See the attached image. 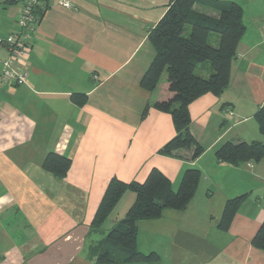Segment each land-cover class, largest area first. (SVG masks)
I'll return each instance as SVG.
<instances>
[{
	"label": "crops",
	"instance_id": "obj_1",
	"mask_svg": "<svg viewBox=\"0 0 264 264\" xmlns=\"http://www.w3.org/2000/svg\"><path fill=\"white\" fill-rule=\"evenodd\" d=\"M218 1L241 6L244 33L226 90L188 107L203 148L190 161V152L159 153L175 135L170 114L154 107L169 98L166 82L152 92L140 86L155 57L148 34L170 0H38L41 16L20 66L27 82L0 87V264H97L99 243L135 201L124 193L92 229L109 180L142 183L154 168L174 191L186 169L200 180L183 210L137 223L139 252L155 253L156 264H264L251 245L264 221V160L229 165L215 157L224 143L263 141L254 116L264 108V0ZM21 7L0 0V38L16 29ZM7 57L0 46V69ZM49 154L69 160L64 176L44 169ZM239 196L221 229L226 202Z\"/></svg>",
	"mask_w": 264,
	"mask_h": 264
},
{
	"label": "trees",
	"instance_id": "obj_2",
	"mask_svg": "<svg viewBox=\"0 0 264 264\" xmlns=\"http://www.w3.org/2000/svg\"><path fill=\"white\" fill-rule=\"evenodd\" d=\"M200 7L211 9L216 16L201 12ZM37 14L40 17L41 13L36 12L38 20ZM243 33L242 8L235 2L170 0L164 15L148 34L155 57L140 82L144 90L152 92L166 73L169 98L157 102L154 107L170 114L175 135L159 150L160 155L178 156L179 152H190L189 159L194 161L202 154L203 148L190 133L188 107L205 94L219 97L226 90L230 66ZM204 63L209 64L207 78L195 74L196 68ZM72 100L82 105L85 98L74 95ZM254 118L263 141L224 143L215 152L220 163L240 165L264 160V108L259 109ZM69 166V160L56 154H49L43 164L46 171L59 177L66 174ZM199 180L200 172L195 168L183 172L177 191L155 168L142 183L110 179L91 222L92 229L101 228L124 193L132 192L135 201L124 218L99 243L96 263L156 264L159 258L155 253L143 254L136 247L137 223L157 219L166 209L183 210L193 197ZM244 199L245 196H239L226 202L221 229L227 228ZM251 245L264 253V221Z\"/></svg>",
	"mask_w": 264,
	"mask_h": 264
},
{
	"label": "built area",
	"instance_id": "obj_3",
	"mask_svg": "<svg viewBox=\"0 0 264 264\" xmlns=\"http://www.w3.org/2000/svg\"><path fill=\"white\" fill-rule=\"evenodd\" d=\"M22 7L17 18V27L5 38H0V46H5L8 57L1 63L0 87L4 84L19 86L26 84L27 72L20 66L24 65L31 51V40L36 27V0H21ZM60 5L70 8L68 2L61 1Z\"/></svg>",
	"mask_w": 264,
	"mask_h": 264
},
{
	"label": "rangeland",
	"instance_id": "obj_4",
	"mask_svg": "<svg viewBox=\"0 0 264 264\" xmlns=\"http://www.w3.org/2000/svg\"><path fill=\"white\" fill-rule=\"evenodd\" d=\"M202 65V64H201ZM199 65L197 68H196V71H195V74L200 76V77H203V78H207L208 76L205 74V72L207 71V69H199V67L201 66ZM205 66H207V68H209V64L208 63H204ZM164 82H166V73H163L160 80H159V83L157 85V87H159L160 85H162ZM177 191V189L175 190ZM129 200V199H127Z\"/></svg>",
	"mask_w": 264,
	"mask_h": 264
}]
</instances>
